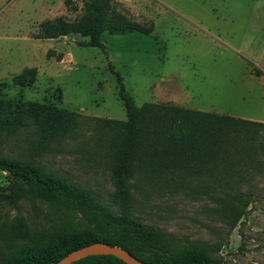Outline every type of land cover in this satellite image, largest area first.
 <instances>
[{"label": "rangeland", "instance_id": "obj_1", "mask_svg": "<svg viewBox=\"0 0 264 264\" xmlns=\"http://www.w3.org/2000/svg\"><path fill=\"white\" fill-rule=\"evenodd\" d=\"M41 1L0 0V84H7L0 86V98L71 111L83 132L41 149L29 128L0 132L1 159L51 175L120 215L114 160L96 146L91 130L94 119L126 120L116 74L136 107L167 103L264 123V0H114L135 22L152 24L153 31L103 32L105 53L78 46L87 40L78 35L35 39L42 21H72L82 9L81 2L70 12L64 0H48V7ZM25 68L35 69L33 84L13 85L12 78ZM257 140L264 145V135ZM229 172L216 173L215 179L135 173L124 181L129 217L155 228L174 247H205L219 264H264V153ZM8 180L0 170V193L9 191ZM18 206L0 207V237L9 235L17 218L32 235L86 228L78 213L42 201L21 200Z\"/></svg>", "mask_w": 264, "mask_h": 264}, {"label": "trees", "instance_id": "obj_2", "mask_svg": "<svg viewBox=\"0 0 264 264\" xmlns=\"http://www.w3.org/2000/svg\"><path fill=\"white\" fill-rule=\"evenodd\" d=\"M80 15L72 21L55 17L38 25L35 39L55 40L70 35L86 38L81 47H95L105 53L100 42L103 32L150 35L153 25L140 24L126 15L114 0H64L67 11ZM110 71L113 69L111 66ZM116 74V73H115ZM253 75L259 77L258 70ZM118 97L126 113L125 121L94 119L91 130L106 158L113 162V180L121 200V214L114 215L82 190L18 161L0 158V170L8 174L9 191L0 193V207L19 209V202L42 201L68 212L78 213L84 230H55L32 235L22 218L10 226L4 240L6 251L0 264H56L69 252L95 242L126 250L146 264H219L205 247H174L155 228L129 217L130 201L125 180L135 173L159 177H208L225 172L244 160L253 161L264 145V123L227 115L186 109L174 104H133L118 74ZM34 68H25L12 78L16 86H30ZM5 88L6 83H1ZM82 121L66 109L49 103L0 98V132L17 133L29 128L37 149L60 140H76L83 132ZM91 131V132H92ZM18 241V246L10 242ZM71 264H124L113 256H90Z\"/></svg>", "mask_w": 264, "mask_h": 264}, {"label": "water", "instance_id": "obj_3", "mask_svg": "<svg viewBox=\"0 0 264 264\" xmlns=\"http://www.w3.org/2000/svg\"><path fill=\"white\" fill-rule=\"evenodd\" d=\"M90 256H113L124 264H146L132 256L126 250L104 242H95L73 250L61 258L56 264H71L74 261Z\"/></svg>", "mask_w": 264, "mask_h": 264}, {"label": "crops", "instance_id": "obj_4", "mask_svg": "<svg viewBox=\"0 0 264 264\" xmlns=\"http://www.w3.org/2000/svg\"><path fill=\"white\" fill-rule=\"evenodd\" d=\"M49 3H50V1H49ZM48 3V0H42L41 1V4H42V6L44 5L45 7L47 6H49L50 4Z\"/></svg>", "mask_w": 264, "mask_h": 264}]
</instances>
